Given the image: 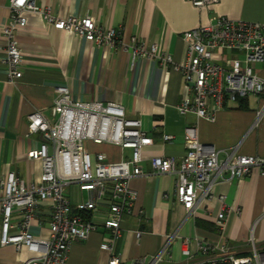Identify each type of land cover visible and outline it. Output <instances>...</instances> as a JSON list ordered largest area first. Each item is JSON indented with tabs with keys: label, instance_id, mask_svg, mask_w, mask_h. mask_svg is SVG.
Wrapping results in <instances>:
<instances>
[{
	"label": "crops",
	"instance_id": "crops-1",
	"mask_svg": "<svg viewBox=\"0 0 264 264\" xmlns=\"http://www.w3.org/2000/svg\"><path fill=\"white\" fill-rule=\"evenodd\" d=\"M38 4L51 6L59 18L91 16L103 28H122L125 41L138 36L148 46L157 44L159 53L171 56L177 64L187 56L182 34L208 25L213 17L264 22V0H220L202 10L188 0H39ZM10 16V0H0V184L10 173L25 184L39 181L42 164L28 160L27 153L39 147L42 136L29 132L28 117L40 111L53 122L50 110L54 90L61 86L68 87L73 98L82 102L121 104L128 119L141 120L142 128L154 140L143 151L146 174L152 171L150 160L154 157L181 160L186 154L184 132L192 124L197 125L203 144L217 150L238 146L241 155L264 157V116L255 123L264 95L227 102L217 111L214 122L193 114L181 115L177 107L183 100L184 82L178 71L155 59L137 58L132 62L129 52L56 30L37 13L27 14V26L18 34L23 77L17 84L9 83L2 64L7 44L2 30ZM252 69L264 78V63L253 64ZM164 134L174 139L164 142ZM88 146L93 154L104 153L115 162L129 159L131 154L117 146ZM177 180L176 175L165 174L131 181L137 200L133 214L123 220L121 237L114 245V254L121 257L122 264H134L164 249L160 264H186L184 249L195 258L216 254H205L199 243L210 244L211 248L228 246L236 255L250 257L254 250L252 235L256 246L264 251V176L254 170L246 178L218 184L214 198L205 200L192 215L177 201ZM220 195H225L224 202L219 200ZM222 208L226 219L221 228L217 216ZM41 210L45 213L48 208ZM14 217L18 218V213ZM41 219L45 228L33 226L31 233L35 236L47 233L48 218ZM99 225L88 240L73 244L66 264H108L110 252L101 245L110 243L112 237ZM137 230L143 232L140 240L135 236ZM30 257L26 250L17 252L11 245L0 246V264H23Z\"/></svg>",
	"mask_w": 264,
	"mask_h": 264
},
{
	"label": "built area",
	"instance_id": "built-area-1",
	"mask_svg": "<svg viewBox=\"0 0 264 264\" xmlns=\"http://www.w3.org/2000/svg\"><path fill=\"white\" fill-rule=\"evenodd\" d=\"M38 1L10 0V20L2 30L7 42L2 64L11 84H17L23 77L18 34L27 26V14L32 12L41 15L56 30L72 32L98 45L123 49L129 52L132 62L137 58L155 59L178 71L184 82L183 100L177 107L181 115L193 114L197 119L214 122L217 111L227 102L264 95V78L252 69L253 64L264 63V22L213 17L208 25L182 34L187 56L177 64L171 56L159 53L157 44L148 46L138 36L125 41L122 28H103L91 16L59 18L51 6H41ZM188 1L200 10L220 2ZM224 51H234L240 56L226 60ZM54 93L50 110L53 122L40 111L28 117L29 132L42 136L39 147L27 153L28 160L42 164L39 181L25 184L10 173L0 184V246L11 245L17 252L30 253L31 257L23 264H66L73 244L88 240L99 224L112 237L110 243L101 245L110 252L108 264H122L121 257L114 254V245L121 237L123 220L133 214L137 192L131 181L137 177L176 175L177 201L192 215L205 200L214 198L218 184L246 178L254 170L264 176V157L241 155L238 146L217 150L203 144L195 124L185 129L186 154L181 160L154 157L150 160L152 171L146 174L143 151L154 140L142 128L141 120L128 119L124 107L115 102L86 103L75 99L68 87H57ZM263 116L264 104L257 111L255 123ZM162 139L169 142L174 137L164 134ZM89 143L130 150V158L110 161L104 153L93 154ZM219 200L224 202L225 195H220ZM41 207L48 211L43 213ZM42 216L48 218L47 233L35 236L31 233L33 226L45 228ZM225 219L222 208L217 216L218 227L224 226ZM142 235L143 232L135 231L137 240ZM250 242L254 248L250 257H240L228 246L211 248L212 245L201 243L199 248L205 254H216L195 258L188 249L183 254L186 264H264V251L256 246L254 235ZM183 243L187 245V241ZM165 250L141 257L134 264H160Z\"/></svg>",
	"mask_w": 264,
	"mask_h": 264
},
{
	"label": "rangeland",
	"instance_id": "rangeland-1",
	"mask_svg": "<svg viewBox=\"0 0 264 264\" xmlns=\"http://www.w3.org/2000/svg\"><path fill=\"white\" fill-rule=\"evenodd\" d=\"M240 56L239 53L234 52V51H224V59H229V58H233V57H238ZM91 149V146H90Z\"/></svg>",
	"mask_w": 264,
	"mask_h": 264
},
{
	"label": "trees",
	"instance_id": "trees-1",
	"mask_svg": "<svg viewBox=\"0 0 264 264\" xmlns=\"http://www.w3.org/2000/svg\"><path fill=\"white\" fill-rule=\"evenodd\" d=\"M245 100H247V99H244V100H240L239 102H243V101H245Z\"/></svg>",
	"mask_w": 264,
	"mask_h": 264
}]
</instances>
